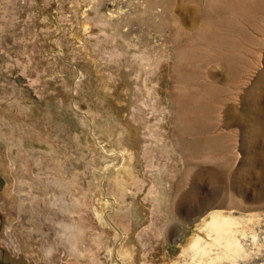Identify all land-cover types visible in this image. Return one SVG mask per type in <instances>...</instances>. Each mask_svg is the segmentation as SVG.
<instances>
[{"label": "rangeland", "instance_id": "obj_1", "mask_svg": "<svg viewBox=\"0 0 264 264\" xmlns=\"http://www.w3.org/2000/svg\"><path fill=\"white\" fill-rule=\"evenodd\" d=\"M140 2L0 0V264H187L215 210L243 221L238 264H264V0H150L163 15L116 20L162 61L150 96L82 28Z\"/></svg>", "mask_w": 264, "mask_h": 264}, {"label": "bare ground", "instance_id": "obj_2", "mask_svg": "<svg viewBox=\"0 0 264 264\" xmlns=\"http://www.w3.org/2000/svg\"><path fill=\"white\" fill-rule=\"evenodd\" d=\"M96 9H98V8H96ZM140 11L143 13L150 11V12H152L154 17H160L161 15H163L162 14L163 13L162 8H160L159 6H154V7L152 6L151 7L150 0H147V3L140 2V4L138 5V8L135 11H132L131 13L128 12L127 10H123L122 7H119L118 13L116 11L109 10V12L105 13V15H104V16H106V21H105L106 23L104 24V22H102L103 27H101L98 31L96 29H93V26L95 24L94 25L91 24V22L87 21L88 19L82 20V28H83L84 34H86V35L92 34L94 36L96 35V39L98 41L96 45L101 46L103 53L106 54V56L108 57V59L110 61H116V62L120 61V63H119L120 68H122V69L126 68L129 70H136L135 64H139V72H137V77L139 78L140 73L143 70L146 72V76L144 77V84L149 89L150 93L148 96H150L152 90L155 89V87L153 88L154 81L159 78V74L161 73L162 61L160 59L155 61V59H152L151 56L144 54L142 52L143 50L141 51V49L137 46V44L130 43L123 35L118 36L116 32L118 31L119 28L117 25H114L116 20H118L117 21V23H118V22H121L122 20L132 18V17H130L132 15V13L138 14ZM94 16H97V15H94ZM89 17H92V15ZM94 21H96V20H94ZM98 21H97V23H98ZM98 24L100 25V23H98ZM98 24H97V26H98ZM123 29H124V31L130 30V23L128 22V20L123 25ZM75 34L77 37L82 36V38H83L82 34L81 35L79 33H75ZM98 34H99V36H98ZM189 35H190L189 37L194 36V35H191L190 33H189ZM173 42H175V41H173ZM141 47H142V45H141ZM94 59H96V58L94 57ZM99 66H102V64L97 65V67H99ZM242 79H244V78H242ZM242 79H241V81H242ZM237 83H238V81L234 82L232 84H229L227 88H222V89L220 88V90H219V104L222 105L223 103H226L227 101L234 98L235 93H236L235 91L237 88ZM143 103H146V101H144ZM95 112H97V111H95ZM139 113H140V110H139ZM170 113H172V112H170ZM158 114H157V111H155L153 113V118H150L148 121L146 120L147 123H149V124L152 121V119H156L159 121L157 123V127H155V129H154V133L157 132L158 130H161L162 123L164 122L162 119L163 117L159 116ZM149 117H152V115L150 114ZM222 120H223V118H222ZM146 129L151 130L150 128H146ZM139 133H140V129H135V133L130 138V141L136 147L140 146V144L143 142L142 141V139H143L142 135L143 134L141 135ZM152 134H153V132H152ZM161 143H159V144H161ZM176 143H178V142H176ZM173 144H175V143L173 142ZM180 145H181V143H180ZM156 150H155V152H156ZM22 155L23 156H21V157L24 158L25 160H27L26 161L27 163L22 164L21 171H23V172L25 171V173H27V171L29 170L28 168H30V166H31V161L29 160V158H27L26 154H22ZM152 172H154V171L152 170ZM36 174L38 175V172H36ZM149 176L150 175H147V177H149ZM34 207H35L34 205H31V206L27 205L26 209H29V208L33 209ZM0 217L2 219L1 213H0ZM242 222L243 221L240 217L235 216L233 214H226L220 210L212 211L211 213H209L208 216H205L201 220L198 231L195 232L192 236H190L188 243L183 247L182 255L187 260V264H222L225 261H228L232 264H238L241 261V259H244V260L246 258L248 259V257L251 255V251H250L249 247L247 246L246 242L243 240L244 236L241 237V235H240L241 230H240L239 224H241ZM65 226L68 228H71V226L68 224H65ZM255 235L256 234H254V236H253L254 239L257 238V237H255ZM12 241L15 244L19 243L15 240V238H12ZM255 241H256V239H255ZM9 245H10L9 251H14L19 247V246H17L18 244L15 246L11 245V244H9ZM176 264H179V263H176Z\"/></svg>", "mask_w": 264, "mask_h": 264}]
</instances>
